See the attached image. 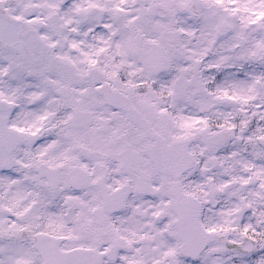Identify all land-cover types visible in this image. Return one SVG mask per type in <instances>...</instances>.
Masks as SVG:
<instances>
[{
    "label": "snow or ice",
    "instance_id": "1",
    "mask_svg": "<svg viewBox=\"0 0 264 264\" xmlns=\"http://www.w3.org/2000/svg\"><path fill=\"white\" fill-rule=\"evenodd\" d=\"M0 264H264V0H0Z\"/></svg>",
    "mask_w": 264,
    "mask_h": 264
}]
</instances>
